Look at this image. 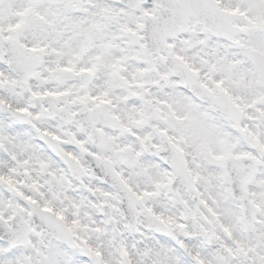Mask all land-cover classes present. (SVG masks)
<instances>
[{
  "label": "snow or ice",
  "instance_id": "snow-or-ice-1",
  "mask_svg": "<svg viewBox=\"0 0 264 264\" xmlns=\"http://www.w3.org/2000/svg\"><path fill=\"white\" fill-rule=\"evenodd\" d=\"M0 264H264V0H0Z\"/></svg>",
  "mask_w": 264,
  "mask_h": 264
}]
</instances>
